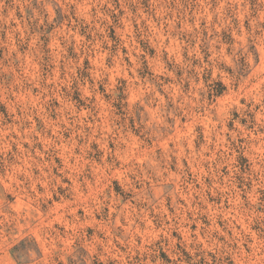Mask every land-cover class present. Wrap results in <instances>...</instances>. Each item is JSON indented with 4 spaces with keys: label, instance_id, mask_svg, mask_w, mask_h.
Instances as JSON below:
<instances>
[{
    "label": "rangeland",
    "instance_id": "rangeland-1",
    "mask_svg": "<svg viewBox=\"0 0 264 264\" xmlns=\"http://www.w3.org/2000/svg\"><path fill=\"white\" fill-rule=\"evenodd\" d=\"M0 264H264V0H0Z\"/></svg>",
    "mask_w": 264,
    "mask_h": 264
}]
</instances>
